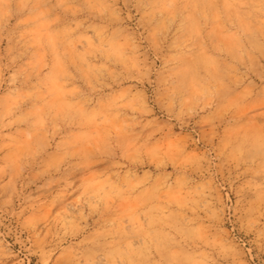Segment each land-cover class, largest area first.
<instances>
[{"label": "rangeland", "instance_id": "rangeland-1", "mask_svg": "<svg viewBox=\"0 0 264 264\" xmlns=\"http://www.w3.org/2000/svg\"><path fill=\"white\" fill-rule=\"evenodd\" d=\"M262 5L0 0V264H264Z\"/></svg>", "mask_w": 264, "mask_h": 264}, {"label": "snow or ice", "instance_id": "snow-or-ice-1", "mask_svg": "<svg viewBox=\"0 0 264 264\" xmlns=\"http://www.w3.org/2000/svg\"><path fill=\"white\" fill-rule=\"evenodd\" d=\"M262 6H264V5H262ZM159 147H160V148H163L164 145H163V144H160ZM262 236H264V233H262ZM98 264H102V262H98Z\"/></svg>", "mask_w": 264, "mask_h": 264}]
</instances>
